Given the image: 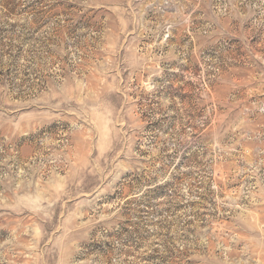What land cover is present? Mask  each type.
<instances>
[{"label": "rangeland", "instance_id": "1", "mask_svg": "<svg viewBox=\"0 0 264 264\" xmlns=\"http://www.w3.org/2000/svg\"><path fill=\"white\" fill-rule=\"evenodd\" d=\"M0 264H264V0H0Z\"/></svg>", "mask_w": 264, "mask_h": 264}]
</instances>
